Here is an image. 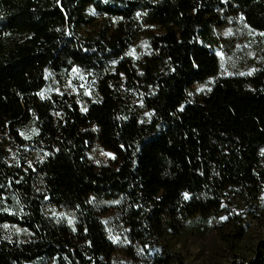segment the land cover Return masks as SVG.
<instances>
[{"label":"trees","instance_id":"obj_1","mask_svg":"<svg viewBox=\"0 0 264 264\" xmlns=\"http://www.w3.org/2000/svg\"><path fill=\"white\" fill-rule=\"evenodd\" d=\"M261 33L264 0H0V264H264Z\"/></svg>","mask_w":264,"mask_h":264},{"label":"snow or ice","instance_id":"obj_2","mask_svg":"<svg viewBox=\"0 0 264 264\" xmlns=\"http://www.w3.org/2000/svg\"><path fill=\"white\" fill-rule=\"evenodd\" d=\"M57 2L59 3V0H57ZM105 2H107V0H105ZM223 2H226V0H223ZM90 14L95 15L94 10H90ZM136 15H137V17H139V16L141 15V13L138 12ZM243 19H244V17L241 16V17H240V20H243ZM226 34H227V35H230L231 32L229 31V32L226 33ZM261 35H264V33H261ZM134 51H135V50H133V52H134ZM130 54H132V53H126V55H130ZM218 55H219V54H218ZM72 70H73V72H77V71H78V69L75 68V67H74ZM253 71H255V69H252V70L248 73V75H251ZM240 75H245V73H240ZM208 83L211 84L212 81L209 80ZM81 87H83V85H81ZM198 91H204V89H203V88H199ZM208 91H211V89L209 88ZM85 94H90V93H88V92L86 91ZM38 95H41V98H43V93H38ZM189 95H191V93H189ZM141 106H142V105H141ZM81 110H82V111H87L86 108H82ZM181 110H182V109H181ZM57 115H59V114H57ZM146 115H150V113H146ZM118 119H119V117H118ZM32 131H33V134L36 133V130H35V129H33ZM93 131H97V129L93 128ZM21 135H24V133H21ZM28 138H29V137L25 136V139H28ZM102 154L107 155V156H112L111 153H103V152H102ZM45 155H47V153H45ZM261 155L264 156V149H261ZM90 158H91V157H90ZM112 158L114 159L115 157L112 156ZM17 166H18V165H17ZM28 166H29V167H32L31 163H29ZM17 183H19V181H17ZM0 187H3V185H0ZM182 196H183V198H184L185 200H188V199L190 198V193H188V192H184V193H182ZM13 198L15 199V197H13ZM2 201H3V197H0V202H2ZM89 203H91V200L89 201ZM112 203H119V201H113ZM221 206L223 207V206H225V205H221ZM3 211H4V212H7L9 215H15V213L11 212L7 207H4V208H3ZM233 211H235V210H233ZM52 214H53L54 216L59 215V217H64V215H65L64 213H59V214H57V213L55 212L54 209L52 210ZM220 219L223 221V220H226L227 217L222 216V217H220ZM68 223H69V225H71V224L73 223L72 219H69V220H68ZM102 223H107V221H102ZM209 223H211V221H209ZM0 227H3L4 229L7 230L8 227H9V225L4 224V225H0ZM19 231H21V230H20V229H17V232H19ZM73 231H75V229H73ZM125 231H127V229H125ZM109 239L112 241V243L115 244V243H117V242L120 240V237H118V236H112V235L110 234V235H109ZM124 243H131V241H130L128 238H125ZM121 264H123V262H121Z\"/></svg>","mask_w":264,"mask_h":264},{"label":"rangeland","instance_id":"obj_3","mask_svg":"<svg viewBox=\"0 0 264 264\" xmlns=\"http://www.w3.org/2000/svg\"><path fill=\"white\" fill-rule=\"evenodd\" d=\"M232 60L230 59H226L225 58V62L227 65H232ZM234 67H238V65H235ZM103 153H108L107 151L103 150L102 148L100 147H95L94 150H93V154H92V157L95 161H100V162H104L106 161L110 156H107V155H104L102 154ZM207 242V241H205ZM210 244L209 242L207 244L204 245V247L206 248V250H208V248H210V246L208 247L207 245ZM194 244H192V242L189 243V246H190V250H191V253H196V249H195V245L193 246ZM201 259H199L197 261V263H194V264H206V262H208V259H206V262L204 261V259H202V256L200 257ZM193 263V262H192Z\"/></svg>","mask_w":264,"mask_h":264}]
</instances>
